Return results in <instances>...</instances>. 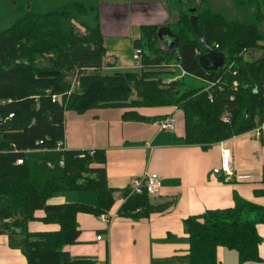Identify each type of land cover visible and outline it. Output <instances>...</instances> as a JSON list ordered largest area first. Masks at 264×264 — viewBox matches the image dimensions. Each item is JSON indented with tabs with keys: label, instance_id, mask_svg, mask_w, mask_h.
<instances>
[{
	"label": "trees",
	"instance_id": "trees-1",
	"mask_svg": "<svg viewBox=\"0 0 264 264\" xmlns=\"http://www.w3.org/2000/svg\"><path fill=\"white\" fill-rule=\"evenodd\" d=\"M233 2L247 10L248 19H229L209 0H167L178 11L175 21L166 23L175 42L168 47L156 36L159 25L140 24L132 40L140 55L137 71L102 70L106 49L98 0H69L45 13L27 10L0 31V233L7 235L10 247L20 249L26 264L100 263L91 256H71L64 246L78 242L76 214L107 215L117 188L105 180L103 149L93 148L90 154L63 145L67 114L121 107L122 119L154 121L177 112L182 141L202 148L264 121V55L243 58L245 50L264 47L258 27L261 1ZM89 14L91 23L85 18ZM200 37L224 53L220 68L199 65L205 51ZM186 76L203 84L187 82ZM66 191L94 192L95 202H49ZM255 192L264 195V188ZM233 201L183 219L186 264H220L219 246L235 249L238 263L261 260L256 225L264 224V205L236 195ZM167 206L151 203L145 192L133 193L118 213L135 219ZM39 209L41 221L57 229H29Z\"/></svg>",
	"mask_w": 264,
	"mask_h": 264
},
{
	"label": "crops",
	"instance_id": "crops-1",
	"mask_svg": "<svg viewBox=\"0 0 264 264\" xmlns=\"http://www.w3.org/2000/svg\"><path fill=\"white\" fill-rule=\"evenodd\" d=\"M98 8V27L106 49L104 72L115 68L119 69L115 71H137L133 53L127 57L122 55V40L129 44L127 39L131 42L136 38L140 24H168L175 20L170 17L177 15L176 9L171 8L166 0L101 1ZM147 19L153 22L146 23ZM131 29L134 36H130ZM123 109L94 107L82 114L66 115L63 145L75 150L103 149L105 180L117 188L107 221L91 213L76 214L80 229L78 242L64 246L71 256H91L105 264H186L188 239L183 225L186 216L209 208L232 206L234 195L264 205V195L255 192L264 188L255 183L264 182V142L254 138L249 131L202 148L182 141L183 122L177 112L173 115L174 127L160 129V119H122ZM257 144L260 159L249 160L250 153H246V149L258 150ZM222 149L228 152L227 170L221 168ZM233 149H238L236 159ZM240 158L244 162H240ZM144 171L156 172L161 182L159 194L151 196L149 201L168 202V206L163 211L150 212L146 217L133 219L119 215L120 189L125 188L131 177ZM52 199L54 201H50ZM72 201L93 204L95 193L66 191L49 198L52 203ZM43 214L41 209L34 212L37 218L28 222L29 229L58 228L56 224L42 222L39 217ZM256 226L262 237L258 246L261 260L238 263L232 259V254L225 253L227 247L219 246L217 257L220 264L227 261L231 264H264V224ZM97 234L102 236L97 239ZM231 250L237 257L236 250ZM0 264H26L20 249L10 247L7 235L3 233H0Z\"/></svg>",
	"mask_w": 264,
	"mask_h": 264
},
{
	"label": "rangeland",
	"instance_id": "rangeland-1",
	"mask_svg": "<svg viewBox=\"0 0 264 264\" xmlns=\"http://www.w3.org/2000/svg\"><path fill=\"white\" fill-rule=\"evenodd\" d=\"M69 0H0V31L3 29H6L7 27H10L12 24H14L17 19L19 17L22 16V14L27 11V10H34L35 12H39V13H45L48 10L57 7L59 5H61L64 2H68ZM101 1H118V0H98V6L99 3ZM119 1H132V0H119ZM154 1V0H151ZM167 1V0H166ZM210 1V6L214 8V10H218L220 13H222L223 15H225L227 18L229 19H237V20H245L248 19L247 16V10L245 9H240L238 7L235 6L233 0H209ZM260 13L262 14V19L263 22L260 23V31L264 33V0H260ZM176 8V5H175ZM177 9V8H176ZM98 12H99V8H98ZM178 14V11H177ZM91 17L92 14H89V16H86V21L91 23ZM177 15L174 14L172 15V17H170V19L173 21L174 19H176ZM99 18V16H98ZM99 20V19H98ZM175 21V20H174ZM173 21V22H174ZM94 22V21H93ZM92 22V23H93ZM146 23H150L153 21H150L149 19H147L145 21ZM74 25H76V27H78V29H83L84 27H82L77 21H73ZM166 25V24H165ZM133 32V33H132ZM130 36H134V30L131 29L130 32ZM106 39H108V37H106ZM133 40V39H132ZM132 40L130 42L129 39H127L126 41H128L129 44H127V42L125 43V39H123L122 43H121V51H122V55H125V57L130 56V54H132L134 52V47L131 46ZM110 42H112V39H110ZM264 43V41L262 42ZM110 47V46H109ZM133 47V49H132ZM264 55V47H257V48H252V49H248L245 50L243 53V58L244 60H249V59H253L259 56H263ZM133 61H135V59H132ZM225 60V58H224ZM172 67V66H170ZM136 69H138L137 66H135ZM115 70H119V69H105L106 72H113ZM186 81L189 82H193L197 85L203 84V82L201 80L198 79H194L190 76H186ZM258 146V150L257 148L254 150H251L249 148L246 149V153L249 152L250 153V159L252 158L255 160H259L260 156H259V145ZM261 151V149H260ZM232 154L234 155L235 159L238 156V149H233L232 150ZM240 162H244L243 159L240 158ZM129 181V180H128ZM128 183V182H127ZM257 185L256 186H264V182L262 183V181H256L255 182ZM150 198V197H149ZM50 201H54V199L50 200ZM225 253H230L233 255L232 259L234 261H237L236 254L234 250L231 249H227L225 248ZM226 264H231L230 261H227Z\"/></svg>",
	"mask_w": 264,
	"mask_h": 264
},
{
	"label": "built area",
	"instance_id": "built-area-1",
	"mask_svg": "<svg viewBox=\"0 0 264 264\" xmlns=\"http://www.w3.org/2000/svg\"><path fill=\"white\" fill-rule=\"evenodd\" d=\"M133 58L136 60V65L139 66V51L134 50L133 52ZM170 66V65H169ZM233 85L235 86L236 83L233 82ZM12 115V113L9 114V116ZM224 120H226V117H223ZM175 118L172 115H168L158 121V126L160 129H172L174 127ZM252 136L256 139H259L264 142V121L258 123L256 127L252 128L249 131ZM90 154L93 152V149L88 150ZM221 168L224 170H227V161H228V152L226 149H222L221 151ZM21 158L16 160V163H20ZM125 188L127 189L126 194L121 196L122 202L127 199V197L131 194H139L142 192H145L149 197L156 196L159 194L161 190V182L160 177L158 174L154 171H144L140 175L133 176L131 179H129L128 183L126 184ZM100 219L103 221H107L108 217L106 214H100ZM97 239H99L102 235L97 234L95 235ZM104 264V263H99Z\"/></svg>",
	"mask_w": 264,
	"mask_h": 264
},
{
	"label": "water",
	"instance_id": "water-1",
	"mask_svg": "<svg viewBox=\"0 0 264 264\" xmlns=\"http://www.w3.org/2000/svg\"><path fill=\"white\" fill-rule=\"evenodd\" d=\"M190 11L193 8L189 9ZM191 23L194 24L195 15L190 16ZM156 36L169 46L173 45L176 39V35L169 29L168 25H159L156 29ZM204 47V52L199 55L198 63L203 69L216 70L220 68L224 63V53L216 50L212 45L207 42L205 37L199 38Z\"/></svg>",
	"mask_w": 264,
	"mask_h": 264
}]
</instances>
